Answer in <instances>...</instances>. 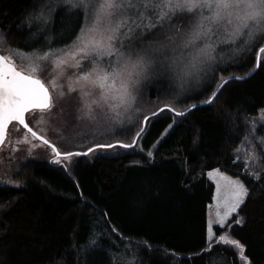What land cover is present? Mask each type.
I'll list each match as a JSON object with an SVG mask.
<instances>
[{
  "label": "trees",
  "instance_id": "obj_1",
  "mask_svg": "<svg viewBox=\"0 0 264 264\" xmlns=\"http://www.w3.org/2000/svg\"><path fill=\"white\" fill-rule=\"evenodd\" d=\"M172 23L186 32L191 19ZM84 24V12L69 11L61 0H0V31L18 63L15 50L56 52L72 45ZM144 31V46L163 39L164 30ZM166 32L172 35L174 29ZM246 39L203 41H214L211 70L183 87L149 74L135 93L136 110L119 125L103 118L94 136L106 137L92 143L99 138L129 142L132 136L133 141L147 112L165 105L183 111L208 100L221 77L251 73L264 34L247 44ZM58 55L63 54L52 57ZM83 66L80 70H88ZM38 67L46 81L48 65ZM263 108L264 58L245 79L228 80L211 103L197 104L184 115L163 107L148 118L135 145L115 144L124 149L119 153L80 155L68 165L38 152L19 158L12 176L17 183L0 179V264H264V168L253 175L236 157L251 116ZM92 136L78 141L87 146ZM213 168L240 177L249 195L210 240L208 206L215 183L208 171ZM240 217L243 223L236 224ZM221 236L239 241L243 257L219 241Z\"/></svg>",
  "mask_w": 264,
  "mask_h": 264
},
{
  "label": "snow or ice",
  "instance_id": "obj_2",
  "mask_svg": "<svg viewBox=\"0 0 264 264\" xmlns=\"http://www.w3.org/2000/svg\"><path fill=\"white\" fill-rule=\"evenodd\" d=\"M61 3L67 5L69 11L82 10L85 24L72 45L56 50L63 55L58 56L53 63L62 70L73 67L63 58L70 55L73 60L78 56L81 60H90L92 67L82 75L76 76V83L82 82V87H70L67 92L61 91L54 96L49 87L35 75V64L25 73L17 70L13 59L0 54V145L5 142L8 126L17 121L31 133L32 137L51 146L56 156H62L65 161L73 155L88 153L62 154L48 139L38 135L26 123V113L38 110L42 114H48L55 108L63 114L64 109L59 106V102L66 95L76 93L78 111L82 113L79 119H95L101 114L107 116L108 111L134 101V94L139 91L141 81L149 74L167 76L178 81L183 87L190 80L199 79L202 73L210 71L214 59L212 55L214 41L212 43L203 41H212V37H216L220 43H235L236 39L246 37L247 44L257 35L264 34V0H61ZM184 13L190 14V17L177 16ZM40 18L44 23L48 22L43 14ZM174 18L184 22L191 19L186 32L172 23ZM157 28L164 30L163 39L158 40L155 45L144 46L142 41L144 30L151 32ZM169 28L174 29L172 35H167L166 30ZM125 40L128 42L126 50ZM2 43L3 37H0V44ZM56 52L25 54L15 50L14 55L25 61L29 59L43 61L55 56ZM255 55V67H260L261 59L264 58V46H260ZM105 56L113 57L107 61V68L101 66ZM74 67L83 69L84 66L78 60ZM245 78V76H229L226 79L221 77L224 83L230 79ZM220 87H223V84ZM218 92L219 88L213 91L211 97L204 103H211ZM176 114L184 115L183 112ZM145 119L147 120V117ZM120 146L128 148L133 145ZM97 147L111 148L115 145ZM92 151L94 149L90 148L89 152ZM55 163L60 164L61 160L56 159ZM228 183L233 188V195L231 201L226 202V210L220 218L221 224L233 213H237L249 195V189L239 180H228ZM217 215L219 216V213ZM243 220L244 218L240 217L235 223L242 224ZM209 229L211 230V225ZM219 241L235 246L243 257L244 246L239 241L225 236H221ZM128 264H134V261H129Z\"/></svg>",
  "mask_w": 264,
  "mask_h": 264
},
{
  "label": "rangeland",
  "instance_id": "obj_3",
  "mask_svg": "<svg viewBox=\"0 0 264 264\" xmlns=\"http://www.w3.org/2000/svg\"><path fill=\"white\" fill-rule=\"evenodd\" d=\"M0 37H3V43L0 44V51H3L2 48H4L3 46H6V39L2 31H0ZM127 44L128 42H126L125 50L127 49ZM117 45L119 46V42H117ZM58 56H50L48 60L43 61L32 59L25 61L20 57V63L18 65L23 69L29 71L31 70V66L35 64V71L38 72V66L46 63L48 65L47 70L45 71V76L47 77L46 81L53 91L54 96L61 91L67 92L68 88L70 87H82V82L80 84L76 83V76L82 75L83 72L88 71L92 67L90 60H81L79 56L76 58V60H73L70 55L64 56L67 57L69 64L73 65V67L62 70L57 68L56 64L53 63V61H55ZM111 59H113V57L105 56L104 63H102L101 66L103 68H107V61ZM78 60L82 64H88V70H80V68L74 67ZM61 72H63V74H60ZM72 73H75V75H71ZM59 106L64 109L63 114L58 112L56 109L52 110V112L48 114L36 112V116L33 120L35 124L33 125H35V127H37L43 134L54 141L61 151L74 150L75 152L73 153H77L79 152L78 150L85 149L88 146L92 145V142L97 139V137H101L94 135L97 134V124H99L103 118H107L110 116L113 119L112 124L119 125L122 120L129 117L131 113L136 110L135 108L137 106V102L135 98L134 101H129L123 107H118L114 110L108 111L107 116L101 114L98 115L95 119L78 118L82 115V113L78 111V99L76 93H72L71 96L66 95L64 99L59 102ZM148 113L150 112H147L145 116ZM42 116L43 120H41ZM249 125L250 126L247 130V134L244 136L243 140L240 142L236 149V157L238 160L241 159L242 161H244L248 166V170L254 175L264 168V108L257 115L251 116ZM50 128L53 129L50 130ZM90 135L93 136L89 138V140H86L87 146L82 141H78L79 137H89ZM124 135L128 137L126 134ZM104 137L106 136H103L101 138ZM132 139L133 136L129 138V142L132 141ZM98 140L99 141L97 142H100L102 140H110V138H99ZM103 148L99 147L94 149V151L87 154L88 157H95L97 154L102 153H119L124 150L123 148L117 146L112 148ZM128 150H125V152H127ZM34 152H38L39 154H43L48 157L50 156V158L54 161L56 159H60L61 163H65L67 165L73 158L78 157L76 155H73L69 158V160L65 161L63 160L62 156H55V153L52 151L51 146L45 145L43 144L42 140L32 137L31 133H29L27 129H25L20 124L12 123L9 128L8 136L4 144L0 147V179L2 181L6 179L8 182L17 183V181L12 177L15 169V161L23 159L24 157H26V155H30ZM208 177L215 183L214 199L209 203L208 206V237L210 240H212L217 236L216 226H226L229 219L234 214L233 213L223 224L220 223V218L223 217L226 210V202H230L233 195V188L228 183V180H239L245 185V187L247 186L240 177L235 176L221 168H213L209 170ZM221 177H227L228 179H222ZM217 213H219V216L217 215ZM209 225H211V230L209 229ZM226 236H228L227 233Z\"/></svg>",
  "mask_w": 264,
  "mask_h": 264
},
{
  "label": "water",
  "instance_id": "obj_4",
  "mask_svg": "<svg viewBox=\"0 0 264 264\" xmlns=\"http://www.w3.org/2000/svg\"><path fill=\"white\" fill-rule=\"evenodd\" d=\"M257 68H258V67H255V69H254L251 73H249L248 75H242V76H245V77H246V76L251 75L253 72H255V71L257 70ZM234 76H240V75H234ZM234 76H233V77H234ZM37 78H39V77H37ZM40 79H41V78H40ZM225 79H226V78H225ZM41 80H42V79H41ZM42 81H43V80H42ZM43 82H44V81H43ZM44 83H45V82H44ZM221 84L224 85V84H225L224 81H222V82L220 83V85H221ZM45 85L48 86L46 83H45ZM220 85L217 87V88H219V91H220V89L222 88V87H220ZM48 87H49V86H48ZM49 91H50V89H49ZM201 103H204V102H201ZM201 103H195L194 105L201 104ZM165 106H167V107H171L173 110H175V111H177V112H185V111L189 110L190 108H192V107H189L188 109H185V110L181 111V110H177V109H175L174 107H172V106H170V105H165ZM165 106H162V107L158 108L154 113L156 114L157 112H159V111H160L163 107H165ZM151 115H153V113H150L149 115H147V116H146L147 119H148V117L151 116ZM25 120H26V123H28L29 126L32 127L31 124L27 121L26 114H25ZM146 125H147V120L144 118V124H143V127L141 128L143 131L145 130ZM8 128H9V126H8ZM32 128H33L34 131L37 132L38 135L43 136L45 139H48V140L50 141V144H51L52 146L56 147V148H57L62 154H63V153H67V152H72V153L75 152L74 150H72V151H61V150L59 149L58 145H57L55 142H53L52 140H50L49 138H47L44 134L38 132L36 129H34V127H32ZM141 129H140L139 132H138L139 135H136L135 139H134L132 142H127V141H123V140H117V141H112V142H99V143H96V144L91 145L90 147H88V148H86V149H82V150H78V151L81 152V153H89V149H90V148H92V149L97 148V145H107V144H112V145H115V144H132V145H135V144L137 143L138 139H139V136H140L141 133L143 132V131H141ZM7 134H8V131H7ZM7 134H6L5 140H6V138H7ZM0 146H1V145H0Z\"/></svg>",
  "mask_w": 264,
  "mask_h": 264
},
{
  "label": "flooded vegetation",
  "instance_id": "obj_5",
  "mask_svg": "<svg viewBox=\"0 0 264 264\" xmlns=\"http://www.w3.org/2000/svg\"><path fill=\"white\" fill-rule=\"evenodd\" d=\"M4 48H2V50L3 51H0V54H3V55H6V56H9L11 59H13V61H14V63L16 64V67H17V70H19V71H22V72H25V73H27V72H29V71H27V70H25V69H23L22 67H20L18 64L20 63H18L10 54H9V51H8V49H7V46H3ZM35 75L37 76V77H39V78H41L48 86H49V84L47 83V81H45L42 77H40V74L38 73V72H36L35 71ZM49 89H50V92L53 94V91L51 90V88L49 87ZM54 95V94H53ZM55 109V108H54ZM53 109V110H54ZM36 112H40V111H35V112H33V113H26V118H27V121L31 124V126L32 127H34V129H36L38 132H40V133H42L37 127H35V125H33V124H35L34 123V117L36 116ZM12 123H18L19 124V122H17V121H13ZM11 123V124H12ZM11 124L9 125V128H10V126H11ZM22 126V125H21ZM9 128H8V132H9ZM53 128H50V130H52ZM43 134V133H42ZM45 135V134H44ZM7 136H8V134H7ZM46 136V135H45ZM47 138H49L48 136H46ZM50 139V138H49ZM51 140V139H50ZM54 142V141H53ZM3 145V144H2ZM1 145V146H2ZM0 146V147H1Z\"/></svg>",
  "mask_w": 264,
  "mask_h": 264
},
{
  "label": "bare ground",
  "instance_id": "obj_6",
  "mask_svg": "<svg viewBox=\"0 0 264 264\" xmlns=\"http://www.w3.org/2000/svg\"><path fill=\"white\" fill-rule=\"evenodd\" d=\"M155 111H156V110H155ZM155 111H154V112H155ZM154 112L152 111V112H150V113H154ZM150 113H148L147 115H149ZM147 115H146V116H147ZM153 115H154V114H153ZM153 115L149 116L148 118L152 117ZM146 116H145V117H146ZM147 120H148V119H147ZM145 128H146V127H145Z\"/></svg>",
  "mask_w": 264,
  "mask_h": 264
}]
</instances>
